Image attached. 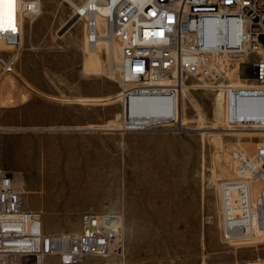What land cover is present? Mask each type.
I'll return each mask as SVG.
<instances>
[{
  "label": "rangeland",
  "instance_id": "obj_1",
  "mask_svg": "<svg viewBox=\"0 0 264 264\" xmlns=\"http://www.w3.org/2000/svg\"><path fill=\"white\" fill-rule=\"evenodd\" d=\"M41 10L34 22L26 17L20 50L7 46L1 54L10 62L15 52L20 53L10 70L0 61V75L13 76L0 89V171L22 172L26 207L41 212L45 230L74 232L80 229L85 212H115L124 218L123 254L89 256L81 264H264V235L259 237L261 242L237 250L222 240L216 181V157L222 144L213 134H223L228 141L232 136L226 128L250 125L228 123L230 105L223 85H254V56L241 62L240 78L228 74L233 67L219 84L199 76L186 78L189 84L204 85L188 90L191 100H198L204 110V128H197L200 120L184 96V131L167 126L122 131L118 118L123 101L117 95L133 83L124 84L119 72L115 77L107 72L84 73L87 20L74 24L75 9L66 0H41ZM261 40L264 42V35ZM111 126L116 129L110 130ZM18 143L51 146L49 157L58 155L66 145L84 149L87 155L74 156L95 170L82 176L92 184L84 191L43 193L41 177L31 180L39 167L29 161L33 155L5 152ZM38 156L41 163L43 154ZM43 264L62 263L51 257Z\"/></svg>",
  "mask_w": 264,
  "mask_h": 264
},
{
  "label": "built area",
  "instance_id": "obj_2",
  "mask_svg": "<svg viewBox=\"0 0 264 264\" xmlns=\"http://www.w3.org/2000/svg\"><path fill=\"white\" fill-rule=\"evenodd\" d=\"M4 15L0 42L17 51L23 45L25 18L38 14L41 0H12ZM112 33L121 42L124 87L121 95L142 94L157 99L158 113L136 118L119 117L120 130L139 131L167 126L182 132V81L199 76L211 83L226 78L227 70L247 56L254 85L224 84L230 125H264V107L239 113L242 100L264 99V0H106ZM95 11V8H92ZM11 18V19H10ZM96 20H87L88 40L97 37ZM13 28L15 30H13ZM5 70L11 61L1 58ZM243 63V62H242ZM241 63V65H242ZM123 101V100H122ZM126 104V103H125ZM124 105V102H123ZM264 106V105H263ZM236 175L222 187V240L234 250L264 231V144L253 156L235 153ZM261 186L257 194L252 184ZM23 174L0 171V264H43L51 257L62 264H81L89 256L123 254L124 218L115 212H85L74 232L45 230L40 211L26 207ZM122 226V230L120 228ZM246 264H258L250 261Z\"/></svg>",
  "mask_w": 264,
  "mask_h": 264
},
{
  "label": "bare ground",
  "instance_id": "obj_3",
  "mask_svg": "<svg viewBox=\"0 0 264 264\" xmlns=\"http://www.w3.org/2000/svg\"><path fill=\"white\" fill-rule=\"evenodd\" d=\"M66 1L71 6H73V8L75 9V12H74L75 15L73 18L74 24H76L81 19L89 20L90 18L92 19L94 18L97 23L96 30H97L98 35L94 42H90L88 40L89 33H88L87 27H86L87 30H85L86 35L84 33L85 35L84 37L85 44L83 47V52L85 54L84 64H83L84 73H86V75L87 74L98 75V74H103L107 72L108 75L115 77L116 73L119 72L122 77L121 80L123 81L122 64H121V59H120L121 42L119 38L112 33L110 24L106 18V16L110 14V8L107 5L108 2H106V0H83L82 2H77L75 0H66ZM92 8H95L96 10L93 11ZM9 10L13 11V1L9 2V0H5L4 3H0V26H5L4 15ZM41 12L42 10H40L38 14H40ZM38 14H28V16H30L32 22H34L36 19L35 16H37ZM24 37H25V29L23 32V40H24ZM72 42H75V40ZM7 46H10V45L6 44L3 41L0 42V49L5 50ZM19 54L20 53L18 52L14 53L12 59L10 60L12 64L17 60ZM247 58H249V56L244 57L242 58L240 62H237L235 67L232 68L233 71H230V73H228L231 75L230 77L232 78L241 77L240 76L241 75L240 74L241 62H245ZM11 77L13 76H10V74H7L5 78H3L2 75H0V89L4 88L5 83L7 81L8 82L12 81ZM87 77L89 78V75ZM199 79L205 81L203 77H200ZM249 85H252V84H250L249 82L248 83L245 82V83H242V85L240 86H249ZM197 86H204V85H200L198 83L189 84L185 81V79L182 81V121L186 119L184 103H183L184 96H186L190 100V103L193 105V109H195L198 119L200 120V123L197 126V128H204V125H202L203 123L202 119L205 116L204 110L201 107L200 102L198 100L192 101L188 94L189 88L197 87ZM7 92L10 93L9 91ZM121 93L122 92H120L117 96H120ZM121 99L124 102L122 116L125 113V105H126V112L128 114L130 113L132 117H136V118L154 116L158 113L157 99H155L154 97H149V96L142 95V94H132L129 96L127 95L126 98L121 97ZM255 99L256 98H248L247 96L246 99L242 100L243 102H241L239 113L248 116L250 111L254 112V110L256 109L262 110L264 107L263 106L264 99L259 98L258 99L259 101L257 103L252 104L253 100ZM3 100L4 98L2 99V101ZM83 100H86V99H83ZM221 113H222V110L218 112L219 115H221ZM224 113L227 118V113L226 112ZM183 125H184V122H183ZM108 128L110 130L116 129V127L114 126H111ZM18 129L24 130L25 128L20 127ZM226 129L228 130L227 133L232 136V138L228 141H225V137H223V134L213 133V131H211L213 134H215V136L216 135L219 136L218 141L222 144V149L220 153L217 154V157H216L217 158L216 166H217V171H218V176H219L216 181L218 184L217 186L219 188L218 192L220 194L219 196L221 199V202H220L221 204H222V198H223L222 187L224 185V180H225L224 177H228L230 175H233L234 173L236 175L237 161L235 159V153L240 152L247 156H253L256 152L257 146L259 144H264V125L250 124L248 127L226 128ZM50 147L51 146L38 147L36 145L23 146L21 143H18V144H15L7 148L5 152H12V153H17V152L23 153L24 152L29 155H33V157L29 159V161L35 162L36 164H38L39 167L36 169V172L31 177V180H34V178L39 177V176L41 177L42 182L44 183L43 193L46 191L47 192L50 191V192H54L57 194H63L65 192L73 191L77 188H80L82 189V191H84L88 186L92 184L91 181L84 180L82 176L85 171H87L85 173L93 174L95 170L89 169L86 163H85V166H83L81 162L79 161L80 159L75 158L74 156L77 153L78 154L82 153L83 155H87V152L84 149L81 151L79 148H77V146L66 145V146H62L58 155L49 157L48 155L50 153V149H51ZM40 153L43 154V160L41 163L39 161V156H38ZM71 156H74V157H71ZM65 160H68V163L63 164ZM40 168H41V172L39 171ZM251 187H252L254 194H257L261 189L260 184L257 182L253 183ZM27 193H33V191H28ZM120 228L122 230V226H120ZM263 235H264V231L262 232L258 231L257 235L255 237H252L254 240H252L251 242L262 241L264 238L262 239L259 237H262ZM116 262L114 264H116ZM257 263L261 264L260 262H257ZM107 264H110V263H107Z\"/></svg>",
  "mask_w": 264,
  "mask_h": 264
},
{
  "label": "snow or ice",
  "instance_id": "obj_4",
  "mask_svg": "<svg viewBox=\"0 0 264 264\" xmlns=\"http://www.w3.org/2000/svg\"><path fill=\"white\" fill-rule=\"evenodd\" d=\"M4 2H5V0H0V3H4ZM9 2H12V0H9ZM13 30H15V29L13 28Z\"/></svg>",
  "mask_w": 264,
  "mask_h": 264
},
{
  "label": "water",
  "instance_id": "obj_5",
  "mask_svg": "<svg viewBox=\"0 0 264 264\" xmlns=\"http://www.w3.org/2000/svg\"><path fill=\"white\" fill-rule=\"evenodd\" d=\"M72 22H69L66 27L64 28V30H66V28H68L71 25Z\"/></svg>",
  "mask_w": 264,
  "mask_h": 264
},
{
  "label": "crops",
  "instance_id": "obj_6",
  "mask_svg": "<svg viewBox=\"0 0 264 264\" xmlns=\"http://www.w3.org/2000/svg\"><path fill=\"white\" fill-rule=\"evenodd\" d=\"M32 210V209H31Z\"/></svg>",
  "mask_w": 264,
  "mask_h": 264
}]
</instances>
